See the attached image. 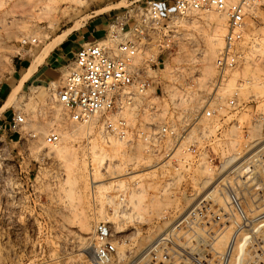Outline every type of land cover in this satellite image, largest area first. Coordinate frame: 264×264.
<instances>
[{"label":"built area","instance_id":"obj_1","mask_svg":"<svg viewBox=\"0 0 264 264\" xmlns=\"http://www.w3.org/2000/svg\"><path fill=\"white\" fill-rule=\"evenodd\" d=\"M260 6L264 0H172L165 8L157 0H146L125 7L108 24L104 38L79 46L61 84L48 87L51 99L65 109L71 122L92 125L108 144L120 143L140 152L142 168L133 173L156 169V174L167 177L165 185L170 188L172 177L188 174L201 155L193 129L203 127L206 119L220 120L238 104L236 89L224 99L214 95L225 73L242 60L247 22L257 20L255 10ZM211 11L224 15L226 21L223 45L213 61L219 77L209 82L215 90L190 112L182 104L195 103L189 101L194 91L187 81L162 79L157 63L175 54L181 41L199 55L200 44L189 37L186 25ZM34 41L22 38L20 43ZM0 129L4 133L0 137V238L11 240L21 234L29 240V223H35L38 231L41 224L51 222L40 200L48 187L59 188L61 172L52 166L50 156L60 143V132L56 124L30 128L24 113L16 110L0 123ZM251 168L250 164L243 170L230 169L210 190L192 186L186 211L149 247L150 264H264V233L255 232L249 221L257 214L248 213L241 203L245 191H264ZM118 198L117 202L128 203L123 194ZM4 224H9L7 231ZM93 239L91 264H117V239L109 224L97 222ZM220 239H226L225 247L215 250L213 245Z\"/></svg>","mask_w":264,"mask_h":264},{"label":"rangeland","instance_id":"obj_2","mask_svg":"<svg viewBox=\"0 0 264 264\" xmlns=\"http://www.w3.org/2000/svg\"><path fill=\"white\" fill-rule=\"evenodd\" d=\"M145 1L0 0V107L6 104L0 112V123L16 110L24 113L32 129L56 124L61 137L50 156L52 166L61 172L59 188L53 191L48 187L40 200L45 202L51 222L41 224L38 231L35 223H29V240H23L21 234L12 236L11 240L0 238V264H91L93 228L99 221L109 224L117 239V264H133L132 261L150 264L149 247L186 211L192 186H209L210 190V185L230 169L243 170L250 164L254 179L264 186V6L255 10V22H247L242 60L225 73L223 84L214 95L224 99L236 89L237 106L220 120L206 119L203 127L193 129L201 155L193 161L188 174L172 177L170 188L165 185L167 177L156 174V169L133 173L142 168L138 165L143 162L140 152L129 151L120 143L108 144L92 125L71 122L65 109L51 99L48 87L61 84L71 59L58 77L41 80L37 68L44 65L48 52L58 48L65 36L69 41L72 33L86 29L93 17L114 11L121 13L125 7L143 5ZM157 1L163 8L172 5V0ZM210 14L222 16L225 21L223 15L211 11L186 25L189 37L200 44L199 55L181 41L175 54L157 63L162 79H175L183 84L187 81V88L194 91L189 101L194 99L195 103L182 104L190 112L204 102L205 95L215 90L209 82L219 77L213 65L216 55L203 57L204 34L209 31V23H213L207 21ZM106 31L92 34L100 35L101 39ZM22 38L35 41L21 45ZM174 71L176 74L171 73ZM3 134L0 129V137ZM122 194L127 204L117 202ZM242 196L244 209L257 214L249 219L255 232L263 234L264 191L249 189ZM6 226L9 224H4L5 231ZM225 242L226 239H220L213 248L223 250ZM234 249L237 250L236 245Z\"/></svg>","mask_w":264,"mask_h":264},{"label":"crops","instance_id":"obj_3","mask_svg":"<svg viewBox=\"0 0 264 264\" xmlns=\"http://www.w3.org/2000/svg\"><path fill=\"white\" fill-rule=\"evenodd\" d=\"M118 14H120V12L114 11L107 15L93 17L90 20L88 27H86V29L84 30L82 29L80 33H78L77 31L72 33L73 34L72 39L66 41L65 40L66 36H65L59 42L60 44L57 45L58 48H56L54 51L48 52V55L46 56L47 58L44 61V65L42 64L37 68V70H39L40 72L38 75L40 79L42 80L43 78V80H49L58 77L61 70L66 66L68 61L73 57L75 51L79 48V46L83 42L92 41L97 37H98L97 39L101 37L100 35L98 36L97 34L94 37L92 32H97V31L100 32L102 30L105 31V29H107L105 28V25L106 24L108 25V23L111 22ZM88 35H93V37L90 38Z\"/></svg>","mask_w":264,"mask_h":264},{"label":"bare ground","instance_id":"obj_4","mask_svg":"<svg viewBox=\"0 0 264 264\" xmlns=\"http://www.w3.org/2000/svg\"><path fill=\"white\" fill-rule=\"evenodd\" d=\"M207 16V15H206ZM224 16V15H223ZM225 17V16H224ZM207 21H211L213 22L212 25L209 23L210 28L209 31H207L204 34V39L206 41V48L204 49V53H203V57L204 58H213L216 54V51L221 47L222 45V35L224 34L226 28H225V21L223 19L222 16L219 15H215V14H210L207 17ZM51 48V47H50ZM44 50V49H43ZM46 52V51H45ZM43 52V53H45ZM41 54V53H40ZM44 54L40 55L43 57ZM42 58L40 57V59L38 60V62L41 60ZM36 61V59H35ZM37 66V65H36ZM33 68V67H32ZM32 70V69H31ZM28 77V76H27ZM6 105V104H5ZM3 105L0 107V112L3 111L6 106ZM38 129V128H36ZM57 147V146H56ZM54 147L53 150V154L55 151ZM124 162V161H123ZM125 163V162H124ZM123 164V163H121ZM124 207H127V205H124ZM92 256V255H91Z\"/></svg>","mask_w":264,"mask_h":264}]
</instances>
